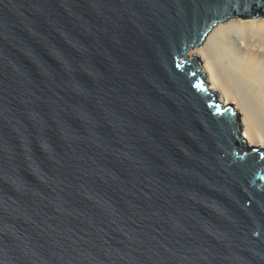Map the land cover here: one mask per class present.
I'll return each mask as SVG.
<instances>
[{"label": "water", "instance_id": "obj_1", "mask_svg": "<svg viewBox=\"0 0 264 264\" xmlns=\"http://www.w3.org/2000/svg\"><path fill=\"white\" fill-rule=\"evenodd\" d=\"M264 0H0V264H264V146L200 46Z\"/></svg>", "mask_w": 264, "mask_h": 264}, {"label": "bare ground", "instance_id": "obj_2", "mask_svg": "<svg viewBox=\"0 0 264 264\" xmlns=\"http://www.w3.org/2000/svg\"><path fill=\"white\" fill-rule=\"evenodd\" d=\"M192 53L204 57L221 98L244 112L246 138L264 146V18L218 24Z\"/></svg>", "mask_w": 264, "mask_h": 264}, {"label": "rangeland", "instance_id": "obj_3", "mask_svg": "<svg viewBox=\"0 0 264 264\" xmlns=\"http://www.w3.org/2000/svg\"><path fill=\"white\" fill-rule=\"evenodd\" d=\"M193 50H194V49H193ZM193 50H192V51H193ZM192 51H191V53H192ZM192 54H193V53H192ZM232 103L235 104L234 102H232ZM241 111H242V110H241ZM242 112H243V111H242ZM243 113H244V112H243Z\"/></svg>", "mask_w": 264, "mask_h": 264}]
</instances>
